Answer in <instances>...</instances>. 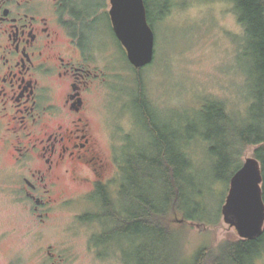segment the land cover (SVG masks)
<instances>
[{
	"label": "rangeland",
	"instance_id": "obj_1",
	"mask_svg": "<svg viewBox=\"0 0 264 264\" xmlns=\"http://www.w3.org/2000/svg\"><path fill=\"white\" fill-rule=\"evenodd\" d=\"M154 4V60L138 72L116 49L112 30L101 31L104 46L116 49V62L112 63L121 71L113 67L109 98L103 102L105 95L97 97L96 108L103 121L109 122L112 152L116 147L118 155L121 150L139 155L131 161L137 166L144 163V156L153 157L151 133L141 121L135 102L138 91L145 95L193 161L192 175L187 173L182 179L185 188L178 199L180 206L190 214L204 216L205 221L187 220L182 210H173L174 232L163 224L164 235L160 237L145 238L140 233L134 238L139 240L140 249L137 243L132 244L126 257L116 251V245L97 253L92 243L98 224L83 218L89 208L82 205L81 197L66 199V205L55 209L41 224L23 202L17 201L11 187V158L0 139V264H53L46 256L49 245L60 255L56 264H194L201 248H216L226 239L239 238L222 213L230 182L215 177L229 176L238 165V154L230 162L222 159L225 143L233 139L231 126L223 119L218 126L209 124L203 111L207 100H219L236 125L238 119L246 120L258 92V76L253 72L256 58L244 42L245 27L232 0H155ZM208 134L215 138L203 139ZM125 136L120 150L119 139ZM212 143L219 146L214 155L209 149ZM255 147L245 149L240 156L242 163L253 156ZM147 182L142 187L151 191L157 188ZM79 188L73 187L71 192L81 194L84 189ZM194 190L200 192L196 193L197 205L190 200ZM163 202L167 208L176 204L175 200ZM117 242L128 248L125 238ZM253 264H264V252Z\"/></svg>",
	"mask_w": 264,
	"mask_h": 264
},
{
	"label": "flooded vegetation",
	"instance_id": "obj_2",
	"mask_svg": "<svg viewBox=\"0 0 264 264\" xmlns=\"http://www.w3.org/2000/svg\"><path fill=\"white\" fill-rule=\"evenodd\" d=\"M154 2L145 0L151 26ZM112 5V0H0V139L11 158L13 193L39 224L66 199L81 197L89 208L85 216L98 224L91 245L97 253L105 250L106 204L127 185L131 167V153L121 150L126 136L119 139L120 154L116 147L112 152L109 122L96 108L97 97L109 98L113 67L119 70L112 63L115 50L130 62L115 32ZM106 29L114 33L116 49L104 46ZM73 187L86 191L75 195ZM120 238L128 245L125 233ZM51 248L46 256L56 264L60 255Z\"/></svg>",
	"mask_w": 264,
	"mask_h": 264
},
{
	"label": "trees",
	"instance_id": "obj_3",
	"mask_svg": "<svg viewBox=\"0 0 264 264\" xmlns=\"http://www.w3.org/2000/svg\"><path fill=\"white\" fill-rule=\"evenodd\" d=\"M232 1L239 21L245 27L244 42L249 45L251 54L256 58V67L253 72L258 76V92L248 108L249 114L246 120L241 122L238 119L237 125L222 101L207 100L204 103L203 113L207 114L206 120L211 125L218 126L223 119L225 125L231 126L230 132L233 139L231 143H225L223 149L225 155L222 159L230 162L235 154H238V165L230 175L225 177L216 174L215 177L218 180L226 179L229 183L235 171L243 165L240 156L248 146L255 145L253 156L261 161L264 196V0ZM149 19L151 22L154 19L151 10ZM137 69L140 68H136V72H138ZM138 92L135 102L142 114L141 121L151 133L153 157L150 159L144 156V163L141 164L138 160L137 163L140 164L135 166L131 164V161L139 159V155L129 156L131 167L127 172V185L117 191L115 197L109 199L106 204L104 231L107 234L105 233L102 241L105 250L114 246L117 239L124 233L127 235V250H130L135 243L134 238L140 236V233L145 238L160 237L164 235L163 224L174 232L175 227L171 221L170 212L173 210H182L184 214L181 213L187 220L205 221L204 216L190 214L185 207L180 206L178 201L185 188L182 179L187 173L189 175L193 173L192 158L184 151L181 143H178L177 135L167 130L169 124L167 125L166 119L156 111L142 92ZM205 137L211 140L215 138V135H203V139H206ZM209 149L214 155L216 151L218 152L219 146L212 143ZM150 170H154L153 173ZM147 180L157 186L154 191L146 189L145 186L142 187L148 183ZM193 184L194 182L191 183V187L194 189ZM198 192L194 190L193 196L191 194L192 204L197 205L196 193ZM164 200L168 203L175 200L176 204L172 208L171 205L167 208ZM84 217L88 220L86 216ZM119 247L122 250L126 249L120 244ZM262 252H264V232L251 239L240 237L226 239L216 248L205 246L197 252L194 264H253L255 258Z\"/></svg>",
	"mask_w": 264,
	"mask_h": 264
},
{
	"label": "water",
	"instance_id": "obj_4",
	"mask_svg": "<svg viewBox=\"0 0 264 264\" xmlns=\"http://www.w3.org/2000/svg\"><path fill=\"white\" fill-rule=\"evenodd\" d=\"M112 3L115 32L128 51L129 61L136 68L149 65L155 55V33L148 20L145 0H112ZM222 213L240 238L263 234V174L257 157H247L232 175Z\"/></svg>",
	"mask_w": 264,
	"mask_h": 264
}]
</instances>
